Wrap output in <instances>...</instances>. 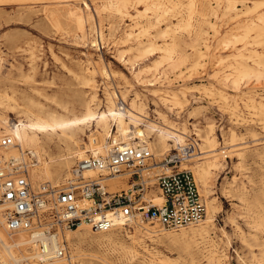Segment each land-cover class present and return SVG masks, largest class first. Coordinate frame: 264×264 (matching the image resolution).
Segmentation results:
<instances>
[{
	"label": "rangeland",
	"instance_id": "obj_1",
	"mask_svg": "<svg viewBox=\"0 0 264 264\" xmlns=\"http://www.w3.org/2000/svg\"><path fill=\"white\" fill-rule=\"evenodd\" d=\"M85 1L88 9L78 0L0 3V123L6 122L0 134L11 133L20 121L69 120L88 108L107 113L110 98L112 108L124 114V133L144 130L155 155L163 152L159 131L170 144L166 124L186 135L197 131L202 152L211 147L201 139H214L213 153L187 165L194 176L197 162L204 170L217 162L209 169L208 187L197 183L211 223L178 231L150 221L107 232L81 225L88 236L65 240L64 262L70 257L72 264H264V0ZM146 6L149 16L160 18L149 29L137 17ZM149 41L153 55L146 53ZM87 79L93 88L83 85ZM107 118L111 136L101 135L109 144L122 138ZM96 129L89 122L74 130L86 156ZM40 137L45 151L36 167L51 165L50 178L41 180L60 179L78 158L64 163L59 157L78 147L59 134ZM116 178L115 189L110 179L105 182L110 191L128 187V174ZM0 219L6 237L17 234L3 228L1 209ZM0 259L15 264L1 246Z\"/></svg>",
	"mask_w": 264,
	"mask_h": 264
},
{
	"label": "built area",
	"instance_id": "obj_2",
	"mask_svg": "<svg viewBox=\"0 0 264 264\" xmlns=\"http://www.w3.org/2000/svg\"><path fill=\"white\" fill-rule=\"evenodd\" d=\"M196 132L183 133L181 140L174 135L170 148L158 156L144 145L111 142L104 155L91 153L77 160L59 183L46 181L35 189L28 171L36 161L31 153L0 154V206L5 230L9 234L41 232L49 239V248L48 242L37 238L35 251L42 256L40 260H53L68 254L57 236L81 223L97 232L128 226L138 219L156 222L166 231L196 225L206 213L187 166L203 153ZM13 143L12 136L0 135V148ZM87 171L93 175H86ZM120 173L128 174V187L110 191L106 180ZM156 190L162 198L160 205L153 203Z\"/></svg>",
	"mask_w": 264,
	"mask_h": 264
},
{
	"label": "bare ground",
	"instance_id": "obj_3",
	"mask_svg": "<svg viewBox=\"0 0 264 264\" xmlns=\"http://www.w3.org/2000/svg\"><path fill=\"white\" fill-rule=\"evenodd\" d=\"M7 0H0V3L5 2ZM81 1V4L83 5V8H89L90 4L87 3L85 0H78ZM142 1L139 0L137 3H141ZM149 10H151V8L149 6H146L145 9L143 10L142 13L138 14L137 17H139V20L142 19V21L144 20V25L146 29H149L150 26L153 25L154 21L153 19L157 18L156 20L158 21V19H160L158 16V14H153L151 16H149ZM119 12H122L120 9L118 10ZM154 16V17H153ZM137 20L135 21L136 23L134 24V26H137L140 21ZM148 32V31H147ZM140 33V32H139ZM128 37L131 35V33H127ZM141 42L137 43L136 48L140 47ZM94 46V45H93ZM146 49V53L148 55H153L154 54V46L152 44V41L148 42V45H146L145 47ZM119 57L123 58V52L119 53ZM137 57V56H136ZM86 69V68H85ZM91 71V70H89ZM92 73V72H91ZM105 74H107L106 71H104ZM228 76L225 75V78H227ZM238 78H236L235 80H233V84L237 85L238 84ZM84 86L87 87H94V84L90 81V79H87V81L83 82ZM121 100H124L123 97H120L119 95H117ZM116 96V97H117ZM115 98V96H114ZM9 99V98H8ZM108 102L110 103V107L107 108V113L104 112H94L92 110H90L89 108L87 109V112L82 116V117H76V118H72L69 120H58L56 117H52L50 120H35L34 122H29V123H24V122H19L17 125L13 126L14 130L11 131V133H2V134H8L10 136L13 137L14 143L13 145H10L8 147L5 148H0V154H3L5 156H9V155H18L20 153L24 154V152L28 151L31 153V155L36 159L35 163H33L32 165H29L28 171H29V176L32 182V186L33 188H37L39 186L40 183L42 182H50L52 184L55 183H59L60 181H62L63 179L66 178V176L69 175L70 171L63 177H61L60 179L51 181V180H41L42 178H47L49 179L51 176V165L49 164L48 161L43 162L42 165H39L36 167V165L39 163L38 161V157H40L39 152H43L44 153V147L42 145V140L40 137V134L47 136L50 134H59L61 139L64 142H71L73 143L76 147H78L74 152H71L70 150H67L66 153H64L63 156L59 157V161H64V163L68 162V160L74 156H77V160L79 159H83L85 158V152H87L88 150H84L83 148H81L80 146H78L76 139H77V133L74 131L76 129H78L79 127L88 124L89 122H95L96 125L100 128V130H95L94 133H92L90 136V147L91 149L90 152L93 154H102L104 155L108 148H109V144H108V140L105 139V141L102 139V133L105 135V138H108L111 136L109 127L107 125V121L109 116H111V119L114 120V122H116L117 125V133L121 136V140L117 141V142H113L115 144H133V145H144L146 147H148L150 149V151H152L154 153L153 150V146L151 143L147 142L146 140V135L144 130H140L139 132L135 131V130H131L129 131V133L125 134L123 129L125 127L124 125V114H122L120 111H118L119 108L117 109H113L112 108V101L108 100ZM92 106V105H91ZM136 106V104H135ZM89 107V106H88ZM119 107V106H118ZM132 107H129V110ZM122 109V107H121ZM131 112V111H130ZM140 116L139 113H134ZM160 114V113H159ZM38 116V115H37ZM76 116V115H75ZM130 117V116H129ZM131 121H137L138 119H136V117H130ZM6 122L0 123V126L4 125ZM157 124V123H156ZM12 125V124H11ZM91 125V124H90ZM132 125V124H131ZM168 130H170L172 132V136L169 137V142L173 139L174 135L177 136L178 140L180 139V136L178 135H182L184 133V131H179L178 129H176L174 126H170V125H166L163 124ZM136 125L133 124V127H135ZM11 128V127H10ZM212 130V128H210ZM1 131V130H0ZM162 131V130H161ZM160 132L159 134V139H158V143L160 144V150H162L163 152H161L159 155L163 154L164 151H167L168 149V145L166 142V139L164 138V136L162 135L163 132ZM0 134V135H2ZM93 134H96L95 136H92ZM171 135V134H170ZM206 135V134H205ZM128 137L127 139L125 137ZM138 139L141 142H135L133 141L134 139ZM129 141H133L131 143H128ZM156 141V140H155ZM202 142H204L205 146L211 147V149L209 150H203L202 154H207L209 152L214 151V139L210 138V137H204L201 139ZM157 143V144H158ZM29 146L30 149L26 148ZM63 146V145H62ZM50 147V146H49ZM155 154V153H154ZM85 155V156H84ZM213 157V156H212ZM214 158V157H213ZM58 160V159H57ZM216 160L213 162H210L207 166L209 167V169H213L214 167H216ZM72 168V167H71ZM194 170L196 169V176H194L193 171L192 174L194 176V179L197 183H200L202 185L203 188H207L208 187V183H209V177H210V170H204L202 168V165L199 164L198 162L194 165V167H192ZM71 170V169H70ZM86 175H93L92 171H87L85 173ZM123 173H120L118 175H116L115 177L120 176ZM115 177L110 178L109 180V185H110V189H115L118 185L116 184L117 178L115 179ZM128 185V184H127ZM198 186V184H197ZM199 189V187H198ZM200 192V190H199ZM201 196L202 193L200 192ZM203 198V196H202ZM203 201L205 203L206 206V202L203 198ZM153 203L156 205H160L162 203V198L159 194H155L153 193ZM0 209L1 206H0ZM210 213H207V207H206V213H205V218L202 219L199 223H197L196 225H189L188 227H192V226H198L201 224L207 225L209 223H211V216L209 215ZM134 221H141L140 219L138 220H134ZM0 224H2V219H0ZM4 225V224H3ZM81 225H85L88 226L90 229L91 227L86 224V223H81L79 224L77 227L65 230L67 231L65 234V239L62 237L63 232L60 233L59 236H57L56 240H58L59 242H61V240L65 243V240H67L69 243L71 242V238L72 235H81L83 234L85 238H87L86 233L80 232L81 230L85 229L83 226L81 227ZM121 225L117 226L120 227ZM115 227V228H117ZM4 228V227H3ZM115 228H111L108 231H111ZM187 228V227H184ZM184 228H180L178 230L184 229ZM92 230V229H91ZM147 230V229H146ZM178 230H173V231H178ZM93 231V230H92ZM26 234L27 232L24 231H19L16 232L17 234L15 235H10L8 237L5 236L3 230H0V246L3 250V253L7 256H9L14 262L15 264H20V261H28V264H37V263H32L34 260L39 262V263H45V264H66V262H64L65 258H68V254L64 257L61 258H56L53 260H40L43 259L41 258L42 256L39 254V252L35 251V247H34V241L39 238L42 240V242L47 243V247L49 248V239L44 237V235L41 232L38 233H33V234H29V238L26 237V235L22 234V233ZM103 232H107V231H103ZM151 232V231H150ZM75 239V238H74ZM54 240L50 239V242L52 243ZM92 242L98 243L99 240H95L92 238L91 240ZM75 242V241H74ZM32 246L33 247V251L32 252H28L27 251V247L28 246ZM74 245V244H73ZM54 246V243H53ZM73 247V246H72ZM18 252V254H20L19 257H17L16 253ZM88 255V254H87ZM4 256V255H3ZM73 256H76V254H74ZM78 256H84V254H80ZM64 259V260H63ZM72 258L69 257V264H72L71 261ZM87 259V258H86ZM92 259V258H91ZM95 259V258H94ZM93 260V259H92ZM159 260V259H158ZM4 261L2 259H0V263H3ZM161 262V260H160ZM214 262V261H213Z\"/></svg>",
	"mask_w": 264,
	"mask_h": 264
}]
</instances>
